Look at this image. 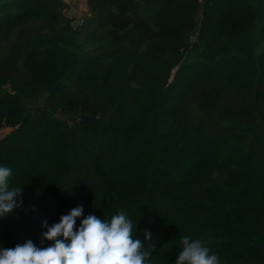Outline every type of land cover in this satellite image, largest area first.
Returning <instances> with one entry per match:
<instances>
[{"label":"trees","instance_id":"1","mask_svg":"<svg viewBox=\"0 0 264 264\" xmlns=\"http://www.w3.org/2000/svg\"><path fill=\"white\" fill-rule=\"evenodd\" d=\"M0 0V166L18 207L0 249L76 206L123 210L147 264L183 236L264 264V18L256 0ZM136 225V229H135ZM151 232L145 240L144 231Z\"/></svg>","mask_w":264,"mask_h":264},{"label":"clouds","instance_id":"2","mask_svg":"<svg viewBox=\"0 0 264 264\" xmlns=\"http://www.w3.org/2000/svg\"><path fill=\"white\" fill-rule=\"evenodd\" d=\"M12 170L0 166V218L11 214L19 205L17 197L21 188L9 189ZM83 215V206H76L58 223L48 226L44 221L42 239L52 241L48 247H37L32 240L12 248L0 249V264H147L154 248L145 246L135 238L134 225L123 210L110 219L87 215L76 227V221ZM136 229V225H135ZM145 240L151 239V232L145 230ZM181 251L174 264H220L216 254L201 240L183 236Z\"/></svg>","mask_w":264,"mask_h":264},{"label":"rangeland","instance_id":"3","mask_svg":"<svg viewBox=\"0 0 264 264\" xmlns=\"http://www.w3.org/2000/svg\"><path fill=\"white\" fill-rule=\"evenodd\" d=\"M66 7L64 12L73 20H84L87 12L86 0H64ZM11 130V127L0 128V137Z\"/></svg>","mask_w":264,"mask_h":264},{"label":"water","instance_id":"4","mask_svg":"<svg viewBox=\"0 0 264 264\" xmlns=\"http://www.w3.org/2000/svg\"><path fill=\"white\" fill-rule=\"evenodd\" d=\"M256 4L258 7V21L264 18V3H262V0H256ZM73 26H76L78 24V20H73L72 21Z\"/></svg>","mask_w":264,"mask_h":264},{"label":"built area","instance_id":"5","mask_svg":"<svg viewBox=\"0 0 264 264\" xmlns=\"http://www.w3.org/2000/svg\"><path fill=\"white\" fill-rule=\"evenodd\" d=\"M196 1L201 5L205 0H196Z\"/></svg>","mask_w":264,"mask_h":264},{"label":"snow or ice","instance_id":"6","mask_svg":"<svg viewBox=\"0 0 264 264\" xmlns=\"http://www.w3.org/2000/svg\"><path fill=\"white\" fill-rule=\"evenodd\" d=\"M262 3H264V0H262Z\"/></svg>","mask_w":264,"mask_h":264}]
</instances>
